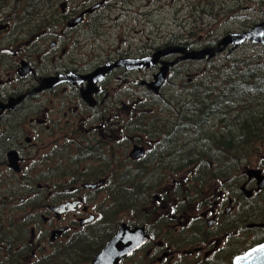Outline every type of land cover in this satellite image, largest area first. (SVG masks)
Returning a JSON list of instances; mask_svg holds the SVG:
<instances>
[{
  "label": "flooded vegetation",
  "instance_id": "af4514ba",
  "mask_svg": "<svg viewBox=\"0 0 264 264\" xmlns=\"http://www.w3.org/2000/svg\"><path fill=\"white\" fill-rule=\"evenodd\" d=\"M130 13L133 0H0V264H96L121 233L139 243L111 264H235L264 247V49L231 60L239 74L217 68L264 46L183 60L172 51L222 40L136 51L118 32L86 48Z\"/></svg>",
  "mask_w": 264,
  "mask_h": 264
},
{
  "label": "rangeland",
  "instance_id": "374dc122",
  "mask_svg": "<svg viewBox=\"0 0 264 264\" xmlns=\"http://www.w3.org/2000/svg\"><path fill=\"white\" fill-rule=\"evenodd\" d=\"M133 4L136 12L140 13L139 17L132 20V13L123 14L119 24L106 26L111 30V35H88L85 38L86 48L94 44L96 49L103 48L104 52L108 51L109 44L116 42L118 32L129 36V41L134 42L136 51L142 49V43H151L154 47L175 40V36L186 37L189 34H192L190 37L199 44H217L231 33H243L264 22V0H133ZM149 37L151 42L147 41ZM259 47L247 44L238 50L233 49L236 51L232 54H221L218 56L220 62L217 68H223L225 65L226 70H229L227 74H239L243 65H235V62H238L236 60L248 59L256 52L261 54L264 48ZM88 53L90 54V51ZM259 59L264 60V53ZM203 68L204 66L194 64L187 67L194 80L195 75ZM172 81L177 80L173 78ZM180 82L190 89L193 87L188 85L186 77ZM212 84L213 82L205 83V80H200L195 90L207 89L212 87ZM171 89L174 88H167Z\"/></svg>",
  "mask_w": 264,
  "mask_h": 264
},
{
  "label": "water",
  "instance_id": "95a60500",
  "mask_svg": "<svg viewBox=\"0 0 264 264\" xmlns=\"http://www.w3.org/2000/svg\"><path fill=\"white\" fill-rule=\"evenodd\" d=\"M247 41H253L254 43H259L264 45V22L260 25H256L250 31L244 33H233L229 34L225 39H223L219 48L215 49H205L201 51H193L191 53H187L185 49H176L172 52L181 51V53L186 54L183 56V60H195L201 61L205 58H214L216 53H220L224 51L228 46L232 45L234 49L243 45ZM172 52H161L158 55H154L152 58H146L142 60L129 61L132 65V68H140L143 66L152 67L155 65L157 59ZM100 72V71H99ZM96 74V73H95ZM103 74V73H102ZM167 79V70L163 69L162 72L155 78V81L150 85V88L154 91L159 89L163 82ZM126 236V237H125ZM132 236V235H130ZM133 237V236H132ZM126 238V239H125ZM121 239V240H120ZM137 240V241H136ZM125 241V242H124ZM138 237L135 240H131L128 235H123L121 233L115 241H112L108 247L104 250L103 256L96 260V264H108L113 263L118 258H121L127 254V252L131 251L132 248L138 246ZM132 252V251H131ZM235 264H264V247H260L259 249L251 251L245 259L241 262L238 261Z\"/></svg>",
  "mask_w": 264,
  "mask_h": 264
},
{
  "label": "bare ground",
  "instance_id": "6f19581e",
  "mask_svg": "<svg viewBox=\"0 0 264 264\" xmlns=\"http://www.w3.org/2000/svg\"><path fill=\"white\" fill-rule=\"evenodd\" d=\"M251 43H253V44H256V43H254L253 41H251ZM231 113V112H230ZM242 114V113H241ZM241 116V115H240ZM233 123V122H232ZM190 127V126H189ZM215 127V126H214ZM208 137V136H207ZM178 148V147H177ZM220 152H222V151H220ZM227 155V154H226ZM179 156V155H178ZM193 156V155H192ZM214 159V158H213ZM233 162V161H232Z\"/></svg>",
  "mask_w": 264,
  "mask_h": 264
},
{
  "label": "trees",
  "instance_id": "16d2710c",
  "mask_svg": "<svg viewBox=\"0 0 264 264\" xmlns=\"http://www.w3.org/2000/svg\"><path fill=\"white\" fill-rule=\"evenodd\" d=\"M240 90V89H239Z\"/></svg>",
  "mask_w": 264,
  "mask_h": 264
}]
</instances>
